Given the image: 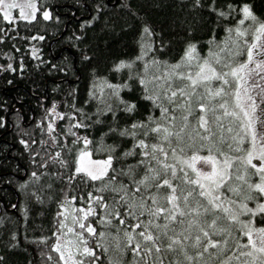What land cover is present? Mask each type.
<instances>
[{
    "label": "snow or ice",
    "instance_id": "snow-or-ice-1",
    "mask_svg": "<svg viewBox=\"0 0 264 264\" xmlns=\"http://www.w3.org/2000/svg\"><path fill=\"white\" fill-rule=\"evenodd\" d=\"M185 6L207 13L213 27L203 52L189 41L173 60L133 0L85 3L75 47L89 26L115 31L101 17L117 8L127 17L121 30L140 20L141 39L132 56L113 62L115 81L113 67L101 75L93 46H83L81 66L94 78L86 98L70 88L64 111L55 100L42 105L39 138L19 140L27 166L20 199L5 210H51L39 237L43 264H264V13L248 0ZM40 18L51 19L41 0H0V19L15 22L17 34L21 21ZM7 35L0 29V41ZM10 220L3 216L4 227ZM7 235V247H18V231Z\"/></svg>",
    "mask_w": 264,
    "mask_h": 264
},
{
    "label": "trees",
    "instance_id": "trees-1",
    "mask_svg": "<svg viewBox=\"0 0 264 264\" xmlns=\"http://www.w3.org/2000/svg\"><path fill=\"white\" fill-rule=\"evenodd\" d=\"M248 2L257 13H264V0ZM41 3L50 8L51 19L21 21L19 34L14 30L15 22L9 25L0 19V29L9 33L0 41V117L5 118V123L0 126V177H4L0 181V256L4 257L3 264H43L39 237L47 235L51 210H38L39 215L34 211L25 216L19 207L13 212L11 207L5 210V205L9 202L16 204L20 199L16 185L27 166V152L19 143L21 136L38 139L37 118L41 117L43 108L55 100L58 102L57 110L64 111L60 102L67 99L64 94L68 89L78 88L79 99L83 101L92 86L94 78L81 66L80 49L91 44L90 51L96 57L92 64L101 75L106 74L111 65L113 73L108 79L115 81L113 62L127 60L135 53L141 39L137 36L140 20H146L151 25L152 31L157 34V43L162 35L167 47L161 55L173 60L180 56L189 41H198L199 50L203 52L213 27L207 13H191L186 6L182 7L184 0H133L134 8L140 10V20H129V27L121 30L122 20L127 19L125 14L118 8L106 12L101 17L102 22L115 21L116 30L105 31L102 23L94 28L89 26L87 39L83 45L75 47L76 41L72 37L85 34L83 30H77L89 17L90 7H85V3L91 6L93 0H41ZM117 3L118 0H108L109 8ZM117 15L120 19H116ZM92 18L95 19V14ZM142 39L148 41L149 37ZM8 64L12 65V69L7 67ZM61 68L66 71H60ZM96 84L102 86L100 81ZM122 94L126 98L134 95L127 89ZM17 166L20 167L19 172ZM5 215L11 216L7 228L2 222ZM9 231H18V247H7Z\"/></svg>",
    "mask_w": 264,
    "mask_h": 264
},
{
    "label": "rangeland",
    "instance_id": "rangeland-1",
    "mask_svg": "<svg viewBox=\"0 0 264 264\" xmlns=\"http://www.w3.org/2000/svg\"><path fill=\"white\" fill-rule=\"evenodd\" d=\"M14 14H15V15H18V11H16Z\"/></svg>",
    "mask_w": 264,
    "mask_h": 264
}]
</instances>
